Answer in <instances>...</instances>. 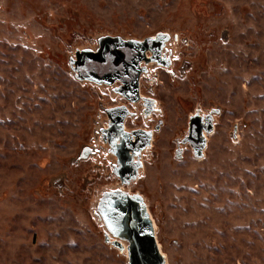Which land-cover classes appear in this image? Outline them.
Returning <instances> with one entry per match:
<instances>
[{
	"label": "rangeland",
	"instance_id": "rangeland-1",
	"mask_svg": "<svg viewBox=\"0 0 264 264\" xmlns=\"http://www.w3.org/2000/svg\"><path fill=\"white\" fill-rule=\"evenodd\" d=\"M159 32L179 37L153 94L166 125L130 191L168 264H264V0H0V264H127L92 213L117 183L96 131L120 99L69 62ZM199 108L221 110L205 158L178 160Z\"/></svg>",
	"mask_w": 264,
	"mask_h": 264
},
{
	"label": "water",
	"instance_id": "water-1",
	"mask_svg": "<svg viewBox=\"0 0 264 264\" xmlns=\"http://www.w3.org/2000/svg\"><path fill=\"white\" fill-rule=\"evenodd\" d=\"M105 41H122L125 45L135 48L138 45H144L149 41L154 43H161L164 48L170 51V56L164 63H156L153 58H144L141 62L151 64L148 73H144L145 76L153 75L154 71L158 68H162L168 72L173 71L174 59L178 55V35L172 36L170 33L159 32L155 35L144 38L142 41L134 38H126L122 36H101L96 40L94 48H85L77 50L75 53V59H71L69 65L71 67V74L75 79L81 83H90L101 89H108L111 96L115 98L128 101L130 106L118 104L113 107L106 108L104 110L106 119L103 121L102 126L96 134L102 139L105 144V151L109 155L111 162L112 176L117 180L115 186L103 190L99 193L96 203L92 208V213L105 232V239L107 243H111L115 248L121 252L127 254V264H168L166 255L162 252L161 246L157 238V228L155 221L149 211L148 204L145 197L136 192L132 193L130 188L135 185L141 176V172L144 170V155L149 154L154 141L155 133L161 131L163 122L157 121L156 126H152L149 123L152 121L154 115L158 117L162 114L161 105L156 99L148 96H144L140 91V83L137 81L134 92L131 96L124 95L117 91L115 88V82H106L104 78L98 76H92L90 79H80L73 69V64L78 63L81 58H91L92 51L98 48ZM162 41V42H161ZM157 78V73L154 77ZM157 83V81H156ZM155 94V93H152ZM152 107L149 108V107ZM125 112L119 115L118 119H114L112 115L120 110ZM146 114V115H144ZM221 110L218 108L211 109L204 112L200 108L195 111L194 114L189 117V124L187 134L184 138L176 140V158L181 160L185 148L190 146L193 155L197 160H203L205 158V151L208 147V137L215 131V116H219ZM139 115L143 117V123L147 129H128L126 128V121L131 118L130 123L136 126L140 123L138 121ZM194 124L197 125L196 138L194 144L193 141H189L192 136V130ZM105 125L107 128H105ZM111 131L112 137L107 140L105 132ZM141 141L144 145L137 151L136 157L132 155V151H129L135 147ZM92 153L90 148L83 149L78 157V161L88 158ZM131 157L138 163L136 173L134 177L125 181L121 175L115 174L116 164H120L124 157ZM129 155V156H128ZM113 239V241L111 240Z\"/></svg>",
	"mask_w": 264,
	"mask_h": 264
},
{
	"label": "flooded vegetation",
	"instance_id": "flooded-vegetation-1",
	"mask_svg": "<svg viewBox=\"0 0 264 264\" xmlns=\"http://www.w3.org/2000/svg\"><path fill=\"white\" fill-rule=\"evenodd\" d=\"M169 56L170 51L167 48L163 49L162 44H158V42L154 43L149 41L144 45H138L135 48H131L125 45L122 41H105L101 46L95 48L94 51H92L90 59L89 57H84L81 58L78 63H74L73 69L74 73L84 81H87L86 79L92 78V76H98L101 79L104 78L106 82H115V88H117L116 90L128 96L132 95L137 81H139L141 94L154 99L152 93H157L156 87L159 85V83H161L160 70H166L158 68L153 72L154 74L152 76H145L144 73H148L151 64H146L145 62L141 61L144 60L145 57L148 59L153 58L156 63L161 64L164 63ZM155 73H157V78L156 76L154 77ZM166 73L168 72L166 71ZM118 102L113 106L118 104L130 106L128 101L124 98L120 99ZM149 108L152 109L151 106ZM124 112L125 111L121 109L112 116L114 119H118L119 115H122ZM139 117L140 118L137 119H139L138 121H140L141 126L136 125L133 127H128V125L131 124V118H128L126 121V128L148 130V127H146L142 122L143 117L141 115H139ZM152 117L153 119L151 122L149 120V123L152 126H156L159 119L154 115H152ZM105 128H107L106 125ZM196 129L197 125L194 124L191 134L192 137L188 139L189 141H193L195 145H197L195 142ZM185 136L186 134L183 136V138ZM105 137L107 140H109L112 137V132H105ZM143 145L144 142L141 141L129 151H132V155L136 157L138 149ZM137 166L138 163L136 162V159L134 160L130 154L129 157H124L120 164H116L115 174L121 175L125 181H129L134 177Z\"/></svg>",
	"mask_w": 264,
	"mask_h": 264
},
{
	"label": "crops",
	"instance_id": "crops-1",
	"mask_svg": "<svg viewBox=\"0 0 264 264\" xmlns=\"http://www.w3.org/2000/svg\"><path fill=\"white\" fill-rule=\"evenodd\" d=\"M162 83V82H161ZM154 99H156L157 101H158V103L160 104V105H162V107H161V110H162V114H161V117H159L158 119L159 120H161L162 122H163V125H162V127H161V131H163V129H164V127H165V125H166V121L164 120V117H165V115L167 114L166 113V111H164V109H166V106H167V104H166V101L162 98V97H154ZM128 127H129V125H128ZM160 131V132H161ZM159 133V132H158ZM156 142V138H155V140H154V142H153V147H154V143ZM152 147V148H153Z\"/></svg>",
	"mask_w": 264,
	"mask_h": 264
},
{
	"label": "bare ground",
	"instance_id": "bare-ground-1",
	"mask_svg": "<svg viewBox=\"0 0 264 264\" xmlns=\"http://www.w3.org/2000/svg\"><path fill=\"white\" fill-rule=\"evenodd\" d=\"M134 193V192H133Z\"/></svg>",
	"mask_w": 264,
	"mask_h": 264
}]
</instances>
